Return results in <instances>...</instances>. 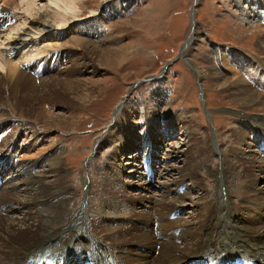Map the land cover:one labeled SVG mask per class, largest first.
<instances>
[{"label": "bare ground", "instance_id": "bare-ground-1", "mask_svg": "<svg viewBox=\"0 0 264 264\" xmlns=\"http://www.w3.org/2000/svg\"><path fill=\"white\" fill-rule=\"evenodd\" d=\"M46 3L45 8H39L36 0H0V264H233L235 259L264 264V225L259 221V213L264 212V195H252L257 182L264 181V124L256 119L234 113L231 118L226 116L229 120L224 123L234 140L241 142L252 137L256 149L247 151L248 155L228 148L220 157V164H214L215 153L208 136L196 142L195 154L187 157L182 153L183 166L167 169L177 178L162 184V192L150 200L153 203L147 214L131 209V197L109 174L110 166L91 167L96 179L91 180L84 194V206L79 205L76 210L77 192L66 180L57 137H53L51 145L36 151V159L25 154L19 162L15 161L22 146L15 148L17 133L24 131L36 138L35 126L40 123L43 132H47V127L60 129L69 123L60 114L45 113L43 104L51 102L53 95L78 88L74 99L86 102L91 92L80 88L75 76L81 67L93 66L91 59L87 60L88 54L100 57L109 67L113 53L120 54L115 57L120 61L126 59L125 46L115 52L109 49L113 36L106 24L113 12L102 7L98 13L91 8L88 16L84 15L82 9L86 5L81 0ZM248 3L254 10L255 2ZM255 13L253 18L262 14ZM71 33L73 37L69 36ZM194 38L187 41V48ZM93 43L96 45L91 47ZM257 44L255 57L238 54L226 60L224 64L233 76L223 70L217 72L223 57L215 49V70L210 77L241 111L261 114L264 36L258 38ZM64 63L70 66L61 76L58 68ZM50 69L54 70V77L43 79L40 71ZM198 69L195 68L199 77L209 76ZM161 82L159 101L149 98L131 111L143 115L147 106L148 121L169 128L176 122L175 115L169 110L167 99H163L166 87ZM126 106L120 103L115 114ZM157 110L161 114L154 118ZM120 131L127 132L123 127ZM129 137L132 139L131 132L122 138V146L129 143ZM186 139L192 141V135H186ZM35 143L31 146L36 147ZM31 146L25 149L28 151ZM5 170L12 171L11 175H5ZM202 171L205 179L211 181L210 189L203 185ZM185 181L202 191L198 201L181 193ZM222 191L226 193L225 204ZM187 199L198 206L196 214L189 220L174 221L171 214ZM252 205L256 206L255 217L241 215ZM131 220L135 221L132 229L128 227ZM139 247L146 252L141 254L143 257ZM153 251H158L157 257H150Z\"/></svg>", "mask_w": 264, "mask_h": 264}, {"label": "rangeland", "instance_id": "rangeland-1", "mask_svg": "<svg viewBox=\"0 0 264 264\" xmlns=\"http://www.w3.org/2000/svg\"><path fill=\"white\" fill-rule=\"evenodd\" d=\"M81 1L86 5L82 9L84 15L88 16V9L91 8L100 13L102 7L114 13L106 24L107 31L113 36L109 49L115 52L125 46L126 59L120 61L115 58L120 54L113 53L110 59L114 57V60L109 67L100 61V57L88 54L87 60L91 59L93 66L89 64L81 67L75 76L78 78V86L91 92L86 102L74 99L78 88H72L68 94L53 95L51 102L43 104L45 113L49 111L60 114L69 123L60 126V129L47 127V132H43L40 123L35 126L38 131L36 138L24 131L17 133L15 148L18 149L20 145L23 147L19 149L15 161L19 162L20 156L25 154L36 159V151L48 147L53 137H57L62 146L66 180L77 192L74 197L76 210L79 205L84 206V194L91 180L96 179L92 169L110 166L112 171L109 174L116 177L121 190L131 197V209L135 213L147 214L153 203L150 200L160 196L162 184L177 178L174 172L167 169L183 166L181 154L190 157L197 151L196 142L205 136L209 138L215 153L214 164L217 165L228 148L238 149L247 155V151L256 149L252 137L241 142L234 140L224 123L235 113L264 124V113L241 111L226 92L217 89L218 84L211 79L210 74L215 70L212 64L215 49L223 57L222 65L216 71L223 70L228 76H233V71L224 64L226 60L238 54L250 58L258 54V38L264 36V0H252L256 4L254 10H251L248 3L250 0ZM36 4L39 8L48 5L46 0H36ZM125 4L128 6L125 7ZM256 11L262 14L253 18ZM69 36L73 37L74 34ZM191 37L195 38L187 48V41ZM77 53L80 54V50ZM69 66L67 63L59 66L61 76ZM196 67L201 72H208L209 76L199 77ZM39 74L47 80L54 77L55 72L50 69L40 71ZM159 81L166 87L163 99H167L169 110L175 115L176 122L169 128L155 121L149 122L150 109L147 106V112L143 115L139 111L134 114L131 111L132 107L141 106L149 98L159 101ZM35 85L39 86L38 82ZM120 103L127 106L115 114ZM22 114H25V110H22ZM153 114L156 118L161 112L157 110ZM18 119L22 117L18 116ZM119 127L120 130L123 127L132 133V139L129 137V143L123 146L122 138L127 132L118 131ZM143 133L148 135L147 138ZM188 134L194 140L188 142ZM34 143L36 147L31 146ZM29 146L31 148L27 151L25 147ZM261 161L264 162V157ZM11 172L5 170L4 174L10 176ZM200 177L205 188L210 189L211 181L205 179L203 171ZM181 193L193 201H198L202 196V191L193 188L187 181L181 184ZM254 194L264 195L262 179L257 182ZM225 195L223 192L224 204ZM190 199L183 200L181 208L171 214L174 221L189 220L191 215L196 214L198 206L190 203ZM255 208V205L249 206L247 211L242 210L241 215L255 217ZM263 213H259V221L264 225ZM134 223L131 220L128 227L132 229ZM138 252L143 256L146 254L140 247ZM149 255L157 257L158 251L150 252Z\"/></svg>", "mask_w": 264, "mask_h": 264}, {"label": "water", "instance_id": "water-1", "mask_svg": "<svg viewBox=\"0 0 264 264\" xmlns=\"http://www.w3.org/2000/svg\"><path fill=\"white\" fill-rule=\"evenodd\" d=\"M192 13H193V11H192Z\"/></svg>", "mask_w": 264, "mask_h": 264}]
</instances>
